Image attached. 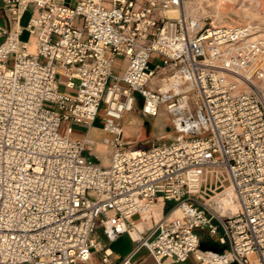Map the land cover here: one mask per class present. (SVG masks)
<instances>
[{
	"label": "built area",
	"instance_id": "1",
	"mask_svg": "<svg viewBox=\"0 0 264 264\" xmlns=\"http://www.w3.org/2000/svg\"><path fill=\"white\" fill-rule=\"evenodd\" d=\"M210 1L4 0L15 27L0 44V264H138L144 250L156 264H264V37L212 23ZM140 97L174 139L125 145L121 119ZM101 107L112 151L92 162L72 135ZM123 235L132 249L113 260Z\"/></svg>",
	"mask_w": 264,
	"mask_h": 264
},
{
	"label": "rangeland",
	"instance_id": "2",
	"mask_svg": "<svg viewBox=\"0 0 264 264\" xmlns=\"http://www.w3.org/2000/svg\"><path fill=\"white\" fill-rule=\"evenodd\" d=\"M76 0H67V3L73 4ZM209 5V6H208ZM206 6V10L209 11L212 16L210 20L212 23L215 24H223V25H231V24H249L251 25L256 34L264 36V0H212ZM33 4H31L26 11L21 23L24 27L27 26L31 16L34 13ZM45 39L48 37L47 34L42 35ZM36 38V37H35ZM21 40L23 41H32L33 37H30L29 32L24 30L22 33ZM160 55L154 53L150 59V67L152 69L156 68L157 63H159ZM120 63L116 65L115 71L119 73L124 66V59L121 57ZM63 89V87H61ZM141 102V97L139 99ZM44 106L48 109H55L56 105L51 102H45ZM104 109L101 107L99 115L97 116L96 120L93 122L94 126L100 127L104 125ZM149 119H140V116L136 112L128 113L123 116L121 119V123L125 128V132L123 134V141L127 147H144L150 146V143L155 140V137L158 134L166 130L167 132H171L169 136L168 134H164L166 138L160 140V142H169L170 140L174 139L175 134L172 133V128L170 127V119L168 114L162 110L160 115L155 118ZM140 127L139 133L134 129L136 127ZM86 126L82 124H75L74 125V134L72 135L73 138H79L80 134H84L86 130ZM165 133V131H164ZM108 138H112V135L109 134ZM103 142V141H100ZM100 142H98V146L96 148V153L101 155V158H104V153L107 152V143L104 144L106 146L99 147ZM105 143V142H104ZM109 152V151H108ZM89 160L92 162H96L97 159L88 155ZM220 191L218 190V193ZM219 194L215 195V199ZM168 209L175 205V202L168 203ZM161 205V204H160ZM219 234H223V230L220 229ZM94 238L98 241H102L103 243H107L104 235L102 234L101 230H97V233L94 234ZM214 239V237L209 236L207 240ZM114 251L115 255L112 257L113 260H119L125 257L132 249V244L124 239H120L116 242L110 243L109 245ZM146 251H142L136 257V260H141L145 258ZM100 257V256H99ZM153 262L155 260L152 258ZM180 264H199L194 259H190L186 262Z\"/></svg>",
	"mask_w": 264,
	"mask_h": 264
},
{
	"label": "crops",
	"instance_id": "3",
	"mask_svg": "<svg viewBox=\"0 0 264 264\" xmlns=\"http://www.w3.org/2000/svg\"><path fill=\"white\" fill-rule=\"evenodd\" d=\"M5 5V2L4 0H0V6L3 7ZM24 17V16H23ZM23 19V18H22ZM22 21V20H21ZM22 25V23H21ZM23 26V25H22ZM15 27V24L8 18L7 14L4 12V11H0V44L5 40L6 38V34H5V30L9 29V28H14ZM24 27V26H23ZM29 46L32 50H36L37 49V44H36V38L33 37L32 41L29 43ZM141 107H142V101L137 104L135 110H133L132 112H136L139 116H140V119H149L147 117H144L141 113ZM132 112H129V113H132ZM128 114V113H126ZM125 114V115H126ZM150 120V119H149ZM122 124V123H121ZM84 125V124H82ZM86 126V130H85V133L84 134H80V137L79 139H83L87 142V150L85 151V155L88 156H92L94 158H96L97 160L98 159H101L103 162L105 160H107L110 155H111V151H112V138H108V135L110 133L106 132L104 129H103V125L100 126V127H96L94 126V124L92 123L91 125H84ZM123 126V124H122ZM123 129H124V132H125V128L123 126ZM137 133H139L140 131V127L138 125V127L134 128ZM165 131V133H164ZM171 132H167L166 130H163L161 131L158 136H156L155 138H159L161 137L162 135L164 134H168L167 136L170 135ZM113 137V136H112ZM100 141H103V142H100ZM98 142H100L99 144V147L98 148H101V146H103L104 144L107 145V152L104 153V158H101V155L102 154H98L96 153V148L98 146ZM105 142V143H104ZM104 145V146H106ZM109 151V152H108ZM89 157V156H88ZM159 210H161L162 208V204L159 206ZM158 210V211H159ZM143 225L141 224L140 228L142 227ZM120 239H124L126 240V242L128 241V243L131 242V240L129 239V237L127 235H123L122 237H120L119 239H117L116 241L120 240ZM114 241V242H116ZM102 242V241H101ZM113 243V242H112ZM114 251V250H113ZM114 254H115V251H114ZM138 261V260H137ZM138 264H156L155 262H153L152 258L148 255V253L146 252L145 254V258L141 259L138 261Z\"/></svg>",
	"mask_w": 264,
	"mask_h": 264
},
{
	"label": "bare ground",
	"instance_id": "4",
	"mask_svg": "<svg viewBox=\"0 0 264 264\" xmlns=\"http://www.w3.org/2000/svg\"><path fill=\"white\" fill-rule=\"evenodd\" d=\"M258 36H261V37H264L262 35H259V34H256ZM28 48H29V51L30 52H33L35 53L36 50H32L30 48V46L28 45ZM104 162H107V160H105ZM216 201H217V205H216V208L221 211L223 214L227 215V214H232L233 212H235V208H234V204L231 202V199H230V193L229 192H223V193H220L217 197H216ZM161 204V203H160ZM160 204H157L154 208V212L156 214H161V210H159V206ZM159 210V211H158ZM173 215L177 216V215H180V210H175ZM143 225V224H142ZM141 226V224H139V227Z\"/></svg>",
	"mask_w": 264,
	"mask_h": 264
},
{
	"label": "water",
	"instance_id": "5",
	"mask_svg": "<svg viewBox=\"0 0 264 264\" xmlns=\"http://www.w3.org/2000/svg\"><path fill=\"white\" fill-rule=\"evenodd\" d=\"M206 245H215V242H203L202 246H206Z\"/></svg>",
	"mask_w": 264,
	"mask_h": 264
}]
</instances>
